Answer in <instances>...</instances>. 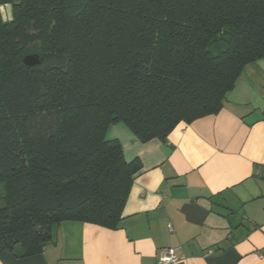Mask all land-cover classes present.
<instances>
[{"label": "trees", "instance_id": "16d2710c", "mask_svg": "<svg viewBox=\"0 0 264 264\" xmlns=\"http://www.w3.org/2000/svg\"><path fill=\"white\" fill-rule=\"evenodd\" d=\"M261 58L264 0H0V253L38 255L63 222L117 230L141 163L109 126L165 141Z\"/></svg>", "mask_w": 264, "mask_h": 264}, {"label": "crops", "instance_id": "0c3cea01", "mask_svg": "<svg viewBox=\"0 0 264 264\" xmlns=\"http://www.w3.org/2000/svg\"><path fill=\"white\" fill-rule=\"evenodd\" d=\"M4 20L11 8L1 7ZM127 161L138 159L117 230L63 222L53 242L0 264H264V58L247 66L215 115L180 123L165 141L142 143L123 123L107 129ZM170 226V227H169Z\"/></svg>", "mask_w": 264, "mask_h": 264}, {"label": "built area", "instance_id": "2783aa9c", "mask_svg": "<svg viewBox=\"0 0 264 264\" xmlns=\"http://www.w3.org/2000/svg\"><path fill=\"white\" fill-rule=\"evenodd\" d=\"M170 227V226H169ZM181 246L168 247L161 249L156 256L157 264H174L179 260Z\"/></svg>", "mask_w": 264, "mask_h": 264}, {"label": "water", "instance_id": "95a60500", "mask_svg": "<svg viewBox=\"0 0 264 264\" xmlns=\"http://www.w3.org/2000/svg\"><path fill=\"white\" fill-rule=\"evenodd\" d=\"M42 63V60L41 58L39 57V55L37 54H29V55H26L24 58H23V64L27 67V68H34V67H37L39 65H41ZM264 172L263 169H261V174Z\"/></svg>", "mask_w": 264, "mask_h": 264}]
</instances>
